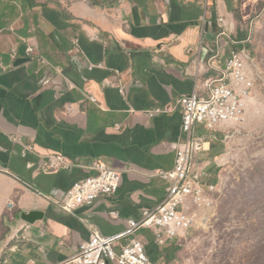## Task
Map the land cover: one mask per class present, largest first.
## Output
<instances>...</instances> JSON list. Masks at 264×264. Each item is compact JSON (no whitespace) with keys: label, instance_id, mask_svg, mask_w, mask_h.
I'll list each match as a JSON object with an SVG mask.
<instances>
[{"label":"crops","instance_id":"0c3cea01","mask_svg":"<svg viewBox=\"0 0 264 264\" xmlns=\"http://www.w3.org/2000/svg\"><path fill=\"white\" fill-rule=\"evenodd\" d=\"M260 2L0 0V264H61L95 232L119 236L165 202L160 174L176 169L172 147L185 140L179 102L249 50ZM221 17L230 37L218 27L212 40ZM24 44L34 53L15 67ZM199 132L218 186L219 135ZM52 157L65 167L48 171ZM98 163L123 172L118 194L67 214L57 203ZM32 213L43 219L25 223ZM139 237L154 264H180L185 241Z\"/></svg>","mask_w":264,"mask_h":264},{"label":"built area","instance_id":"2783aa9c","mask_svg":"<svg viewBox=\"0 0 264 264\" xmlns=\"http://www.w3.org/2000/svg\"><path fill=\"white\" fill-rule=\"evenodd\" d=\"M218 25L220 38H229L226 20L219 18ZM27 53L33 54L34 49L28 48ZM38 61L46 64L41 57ZM248 62L247 50L234 51L221 78L207 80L203 85L204 93L196 92L179 102L184 113L182 131L185 140L172 147L177 155L176 169L160 174L161 180L169 185L165 202L157 210L146 212L141 220L130 221L129 229L119 236L106 238L95 232L89 244L61 264H154L145 242L139 237L143 230L154 232L157 243L163 247L189 239L190 232L204 221V215L213 210L219 192L217 185L208 184L210 177L206 163L200 157L206 152L209 138L199 129L218 135L231 125L243 122L251 102ZM162 113L157 111L151 116ZM64 167L62 157L49 158L48 171ZM92 171L95 175L74 185L63 202L57 203L67 214L73 215L83 207L118 194L123 172L101 163L95 164Z\"/></svg>","mask_w":264,"mask_h":264},{"label":"rangeland","instance_id":"374dc122","mask_svg":"<svg viewBox=\"0 0 264 264\" xmlns=\"http://www.w3.org/2000/svg\"><path fill=\"white\" fill-rule=\"evenodd\" d=\"M249 28L251 102L243 122L218 134L219 192L180 264H264V1Z\"/></svg>","mask_w":264,"mask_h":264},{"label":"water","instance_id":"95a60500","mask_svg":"<svg viewBox=\"0 0 264 264\" xmlns=\"http://www.w3.org/2000/svg\"><path fill=\"white\" fill-rule=\"evenodd\" d=\"M218 24L214 25L215 33L212 34L211 39L214 40L216 37V32L218 31ZM20 58L16 60L15 67L24 65L28 63L31 59L27 57V45H22L19 50ZM23 221L27 224H34L37 221H40L43 219V214L41 213H32L29 215H23L22 217Z\"/></svg>","mask_w":264,"mask_h":264},{"label":"bare ground","instance_id":"6f19581e","mask_svg":"<svg viewBox=\"0 0 264 264\" xmlns=\"http://www.w3.org/2000/svg\"><path fill=\"white\" fill-rule=\"evenodd\" d=\"M211 213H212V211L209 212V213L204 217V221H203L202 223H200V224L198 225V227H199V226H201V227L204 226V224L208 221L207 216H209Z\"/></svg>","mask_w":264,"mask_h":264},{"label":"trees","instance_id":"16d2710c","mask_svg":"<svg viewBox=\"0 0 264 264\" xmlns=\"http://www.w3.org/2000/svg\"><path fill=\"white\" fill-rule=\"evenodd\" d=\"M259 7H260V5H259Z\"/></svg>","mask_w":264,"mask_h":264}]
</instances>
